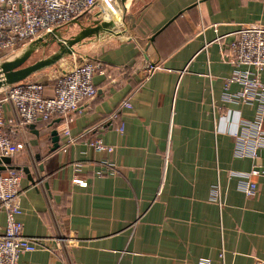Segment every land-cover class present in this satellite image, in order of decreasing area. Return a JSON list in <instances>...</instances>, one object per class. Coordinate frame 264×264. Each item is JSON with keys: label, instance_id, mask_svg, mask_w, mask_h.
<instances>
[{"label": "crops", "instance_id": "1", "mask_svg": "<svg viewBox=\"0 0 264 264\" xmlns=\"http://www.w3.org/2000/svg\"><path fill=\"white\" fill-rule=\"evenodd\" d=\"M127 5L133 37L82 45L64 63L68 68L82 59L100 62L105 73L93 77L95 95L67 124L56 117L17 135L29 142L11 157V166L27 169L20 179L23 233L67 243L56 254L26 252L20 262L264 259V174L249 176L252 194L243 190L239 175L262 169L264 147L256 157L240 156L234 137L251 135L241 122L254 119L258 104L225 99L240 85H226L236 66L222 55L241 24L264 25V0H128ZM146 52L159 66L147 76ZM49 74L31 77L41 78L48 95L54 86ZM123 99L129 107L119 108ZM64 126L80 137L62 150ZM52 129L58 130L59 144L50 151ZM95 138L113 145V152L94 151L89 143ZM246 144L247 149L251 142ZM75 175L87 185L74 184ZM213 187L217 200L209 196ZM50 244L57 246L55 240Z\"/></svg>", "mask_w": 264, "mask_h": 264}, {"label": "built area", "instance_id": "2", "mask_svg": "<svg viewBox=\"0 0 264 264\" xmlns=\"http://www.w3.org/2000/svg\"><path fill=\"white\" fill-rule=\"evenodd\" d=\"M114 9V0H0V58L44 33L54 29L64 32V27L74 19L86 25L100 18L90 17L95 11L98 14ZM232 35L236 38L226 44L225 51H222L224 59L236 66L226 85L235 81L240 88L235 95L225 94V99L258 104L254 119L241 122L242 128L251 130V135L234 133L236 153L256 157L257 149L264 147V25L243 23ZM145 57L142 71L147 76L159 66L148 59L147 52ZM104 73L99 61L82 59L62 69L49 95L45 93L42 81L37 80H28L0 91V157L11 158L29 146L25 138H17V135L30 124L56 117L69 122L72 115L81 110V103L95 95L93 77ZM129 106L128 100L123 99L119 108ZM59 133L63 141L62 150L80 137L71 134L67 126L59 129ZM247 142H251V145L246 149ZM89 145L97 152L111 153L114 150L113 145L102 142L100 138L93 139ZM2 165L5 169L0 171V209L5 212V223L0 225V264H26L20 262L21 255L26 252L47 249L56 254L61 247L65 248L67 243L60 237L23 233V224L18 218L21 214L20 197L24 193L20 186L23 171L21 167ZM256 174H264V164L262 169L253 168L248 173L239 174L244 178L242 188L247 194L254 191L249 176ZM72 182L80 187L87 185L84 179L76 175ZM217 195V189L213 187L209 196L217 200ZM52 240L56 241V247L51 246ZM198 264H210V261L201 259ZM253 264H264V259L255 258Z\"/></svg>", "mask_w": 264, "mask_h": 264}, {"label": "water", "instance_id": "3", "mask_svg": "<svg viewBox=\"0 0 264 264\" xmlns=\"http://www.w3.org/2000/svg\"><path fill=\"white\" fill-rule=\"evenodd\" d=\"M115 10L124 14L126 19V27L123 30H115L114 22L105 17H100L93 20L89 24H82L78 19L72 20L67 24L69 29L73 24L77 25V29L69 35H64L60 30L54 29L44 33L10 54L0 58V91L21 84L31 79V77L39 72L45 71L46 68L56 64L64 58L75 53L76 48L101 41L103 35L107 33L108 37H123L134 36L131 29V11L127 5L128 0H114ZM130 35H129V34ZM55 45V49L48 55H44L32 62H28L29 58L40 48H47ZM34 125L30 124L29 129H33ZM51 147L50 151L58 147L59 134L57 129L50 131ZM11 167V158L7 156L0 157V171L5 169V166ZM27 172L26 168H23Z\"/></svg>", "mask_w": 264, "mask_h": 264}, {"label": "rangeland", "instance_id": "4", "mask_svg": "<svg viewBox=\"0 0 264 264\" xmlns=\"http://www.w3.org/2000/svg\"><path fill=\"white\" fill-rule=\"evenodd\" d=\"M105 13H106V11L97 14V12L95 11V13H93L92 15H90V17H93V18H95V17H97V16H98V17H105V16H104ZM120 15H122V18H121V19H123V22H122L121 24H120V23H119V24H115V23H114L115 30H123V28L125 29V27H126V19H125V17H124V14H120ZM88 16H89V15H88ZM74 27H75V26H71V27L69 28V30H66L67 26L64 27V29H63V30H64L63 34H64V35H69L72 31L75 30V29H73ZM116 27H117V29H116ZM71 29H73V30H71ZM124 36H127V33L124 34ZM119 37H121V36H119ZM107 38H109V37H108L107 33H105V34L103 35V40H105V39H107ZM54 49H55V45H54V44L51 45L50 47H47V48H40V49H38L36 52L33 53V55L29 58L28 62H32V61H34V60H36V59H38V58H40V57H42V56H44V55H48V54H49L50 52H52ZM71 56H72V55H71ZM71 56H68V57L64 58L63 60L57 62L56 64H54V65H52V66H50V67H48V68L45 69V71L48 70L49 73H50V74H49L50 77L48 78L49 82H54V81H55L56 77H57L58 75H60L62 69H64V68L66 67V64H64V63H67V62H65V61H67V59H69V57H71ZM76 62H78V61H76ZM34 79L37 80V81H42L40 77H38V78H34ZM42 79H43V78H42ZM30 80H32V79H30Z\"/></svg>", "mask_w": 264, "mask_h": 264}, {"label": "bare ground", "instance_id": "5", "mask_svg": "<svg viewBox=\"0 0 264 264\" xmlns=\"http://www.w3.org/2000/svg\"><path fill=\"white\" fill-rule=\"evenodd\" d=\"M106 12H108V15L105 17L106 19L112 20L115 24H121L123 22V19H121L122 15H120L122 13L116 11L115 9L110 12L109 10H106Z\"/></svg>", "mask_w": 264, "mask_h": 264}, {"label": "trees", "instance_id": "6", "mask_svg": "<svg viewBox=\"0 0 264 264\" xmlns=\"http://www.w3.org/2000/svg\"><path fill=\"white\" fill-rule=\"evenodd\" d=\"M52 122V119L50 120H47V121H39V122H36L35 124H38V123H45L46 125H48V123ZM34 125V124H33ZM13 167V166H12Z\"/></svg>", "mask_w": 264, "mask_h": 264}]
</instances>
